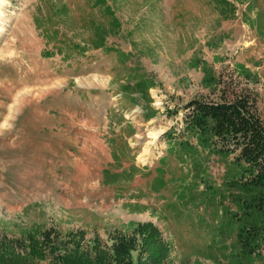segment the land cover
Segmentation results:
<instances>
[{"label":"rangeland","instance_id":"1","mask_svg":"<svg viewBox=\"0 0 264 264\" xmlns=\"http://www.w3.org/2000/svg\"><path fill=\"white\" fill-rule=\"evenodd\" d=\"M240 98L264 126V0H0V257L126 236L162 264H264V188L189 127Z\"/></svg>","mask_w":264,"mask_h":264},{"label":"trees","instance_id":"2","mask_svg":"<svg viewBox=\"0 0 264 264\" xmlns=\"http://www.w3.org/2000/svg\"><path fill=\"white\" fill-rule=\"evenodd\" d=\"M248 104L246 98H240L231 103L200 104L197 108L198 112L195 113L196 120L190 123L189 127L211 125L213 137H217L222 142L221 149L223 151H231V147L239 149L241 159L253 172L251 182L264 188V126L259 117L247 110ZM150 229L157 231V234L152 235ZM137 230L144 238L147 237L146 239L151 238L152 235L154 236L152 241L155 240L157 243L160 241L155 237L160 239L161 232L152 223L139 226ZM146 232L149 234L147 235ZM70 243V247L66 245L67 242L64 243L65 250L59 247L52 248L53 261H50L51 257L46 254L42 259L49 258L48 264H154L161 263L165 259L163 249L160 248L159 253L151 251L148 256H145L143 246L140 254L134 257V241L126 236L116 237L104 256L97 252L98 249L86 251L81 249L79 244L73 241ZM160 244L164 247L163 243L160 242ZM0 264H7L3 254L0 257Z\"/></svg>","mask_w":264,"mask_h":264},{"label":"crops","instance_id":"3","mask_svg":"<svg viewBox=\"0 0 264 264\" xmlns=\"http://www.w3.org/2000/svg\"><path fill=\"white\" fill-rule=\"evenodd\" d=\"M121 126V124H119V126L118 127H120ZM119 129V128H118ZM114 146L116 145V150L118 151V153H120V155H122V153L124 152V151H122V146L126 143V144H128V141H126L125 142V140L123 141V143H120L119 141H118V138H121V135H120V133H118V132H116L115 134H114ZM127 140V139H126ZM114 153H115V149H114Z\"/></svg>","mask_w":264,"mask_h":264},{"label":"bare ground","instance_id":"4","mask_svg":"<svg viewBox=\"0 0 264 264\" xmlns=\"http://www.w3.org/2000/svg\"><path fill=\"white\" fill-rule=\"evenodd\" d=\"M143 154H145V152H142L141 156H142ZM145 155H146V154H145ZM141 160H142V159H141Z\"/></svg>","mask_w":264,"mask_h":264}]
</instances>
